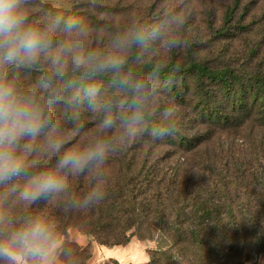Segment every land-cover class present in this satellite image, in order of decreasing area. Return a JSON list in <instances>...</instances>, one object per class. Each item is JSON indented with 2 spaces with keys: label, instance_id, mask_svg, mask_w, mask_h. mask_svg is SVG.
<instances>
[{
  "label": "trees",
  "instance_id": "obj_1",
  "mask_svg": "<svg viewBox=\"0 0 264 264\" xmlns=\"http://www.w3.org/2000/svg\"><path fill=\"white\" fill-rule=\"evenodd\" d=\"M238 1L233 0L234 7L226 11L225 26L217 31V36L224 38L232 30L230 24ZM39 2L45 10L51 8L42 0ZM61 13L77 16L74 11ZM240 29L245 30L238 26ZM263 46L264 41L250 46L251 62L244 61L239 69L230 63L221 67L194 62L178 67L173 64L126 65L134 76L142 75L158 82L177 106L188 107L187 95L196 101L189 108L203 130L196 128L195 133L189 131L185 135L167 138L166 143H154L185 155L197 151L218 134L251 128L252 134L260 137L248 143L250 150L242 156L243 161L220 160L219 164V160L212 157L202 169L199 164V168L192 164L180 171L177 167L160 168L147 157L140 160L132 155L129 158L121 152L110 162V182L105 200L91 209L80 205L83 197L93 189V173L71 177L66 192L38 199L31 205L14 198L0 202V247L5 253L9 250L14 254H25L12 240V234L28 218L39 217L51 226L56 242L66 240L68 228L73 227L93 236L99 245L107 248L124 246L132 237L143 241L158 233L172 234L173 246L185 245L193 257L204 262L210 258L211 262L215 255L227 264H243L253 248L264 252ZM253 60H259L255 66H252ZM38 75L22 71L20 79L24 86H28ZM109 79L110 75H103L94 83L109 93L115 91L118 94L108 88ZM180 90H185V94ZM55 111L62 127L70 133L75 127L70 110L66 105L58 104ZM79 112L80 121L85 125L83 132H89L97 117L86 105L81 106ZM149 119L154 125L165 122L153 115ZM143 139L152 143L147 137ZM40 166H51V162L44 161ZM252 193L251 203L248 199ZM73 201L75 207L71 206ZM61 251L60 258L65 264L86 261L89 257L85 248L69 241H64ZM161 256H164L163 252L153 251L146 264H158ZM13 263L12 257L0 255V264ZM107 264L118 262L110 259Z\"/></svg>",
  "mask_w": 264,
  "mask_h": 264
},
{
  "label": "clouds",
  "instance_id": "obj_2",
  "mask_svg": "<svg viewBox=\"0 0 264 264\" xmlns=\"http://www.w3.org/2000/svg\"><path fill=\"white\" fill-rule=\"evenodd\" d=\"M97 32L80 17L45 10L39 0H0V202L14 198L31 205L66 192L71 177L93 173V189L80 205L91 209L105 200L110 162L129 144L145 137L164 141L180 131L177 105L163 107L164 123H150L156 89L126 71L133 51L141 49V59L149 43L162 38V27L134 26L100 51L89 46ZM167 46L183 42L170 39ZM22 71L39 75L24 86ZM103 75H110L108 88L122 95L94 83ZM58 104L71 112L70 133L57 118ZM84 105L99 115L93 125L98 134L80 143ZM44 161L51 166L41 167ZM12 240L33 264H52L55 236L39 217L28 218ZM0 255L6 256L2 247Z\"/></svg>",
  "mask_w": 264,
  "mask_h": 264
},
{
  "label": "rangeland",
  "instance_id": "obj_3",
  "mask_svg": "<svg viewBox=\"0 0 264 264\" xmlns=\"http://www.w3.org/2000/svg\"><path fill=\"white\" fill-rule=\"evenodd\" d=\"M42 2L48 4L50 9L59 11L60 14H62L61 12L74 11L77 15L75 17L82 18L94 30H98L97 38L89 42V46L98 51L107 49L115 35L123 34L134 26L162 27V38L151 41L147 50L143 51L141 59L136 57L142 50L135 49L133 51L127 63L135 67H139L140 64H173L174 67H178L194 62L208 67H221L230 63L239 69L244 61L251 62L250 46L264 41V0H239L237 8L234 10V19L230 24L232 30L224 38L217 36V31L225 26L223 18L226 11L234 7L233 0H42ZM85 13H88V16ZM238 26L245 30H238ZM170 39L182 41L183 46L169 50L167 41ZM262 48L264 50V46ZM258 61L253 60L252 66H255ZM126 71H128L127 68ZM137 77L149 80L150 84L155 87L156 95L149 106V111L156 118L162 119L163 107H175L174 100L158 82L142 75ZM185 92V90H180L181 94H185ZM117 95H122V93L119 92ZM185 98L188 107L178 106L177 109L180 128L177 135H185L189 131L191 134L195 133L196 128L200 131L203 130V126L197 124V119L191 114V108H189L192 103L196 102L195 99L190 95ZM92 115L97 118L93 119L89 132H82L79 138L80 143L90 140L98 134L93 125L97 123L99 116L93 113ZM259 137L258 134H252L251 128L229 134L221 133L197 151L185 155L166 145L159 146L141 139L129 144L122 152L129 158L132 155L140 160L147 157L153 165L160 168L163 166L177 167L181 171V168L185 169L193 164L196 168L200 166L202 169L207 159L212 157L215 161L219 160V164L220 160L223 162H227L229 159L243 161L242 156H245L250 150L248 143L255 142ZM164 143H166L165 140ZM252 198L253 193L248 201L251 202ZM64 241L72 242L89 252L86 261L75 260L71 264L93 262V246H102L93 236L86 235L73 227L68 228L66 240L62 239L56 242V247L50 258L52 264H65L60 258ZM130 241L136 245L132 246L130 255L140 253L142 258L128 264H146L150 261V254L157 250L164 254L160 257L158 264H227L215 255L211 262V258L208 262H204L198 257H193L185 245H172L174 243L172 234L158 233L152 239L143 241L132 237ZM112 248L120 249V246ZM6 254L14 259L13 264H17L19 258H22V261L27 264H33L27 253L14 254L7 250ZM143 259L144 262H141ZM109 260H104V263L107 264ZM123 264H127V262L123 261ZM243 264H264V252L253 248L247 261Z\"/></svg>",
  "mask_w": 264,
  "mask_h": 264
},
{
  "label": "crops",
  "instance_id": "obj_4",
  "mask_svg": "<svg viewBox=\"0 0 264 264\" xmlns=\"http://www.w3.org/2000/svg\"><path fill=\"white\" fill-rule=\"evenodd\" d=\"M133 245L136 246L133 243V241H130L125 246H121L120 249L106 248L103 246H93L92 254L94 261L88 262V264H105L104 260H108V259L116 260L117 262H119V264H123V261L127 262V264L130 262L134 263L135 260L142 258V256L140 255V253L138 255H133V256L130 255ZM141 262H144V259ZM17 264H27V263L25 261H22V258H19L17 259Z\"/></svg>",
  "mask_w": 264,
  "mask_h": 264
}]
</instances>
